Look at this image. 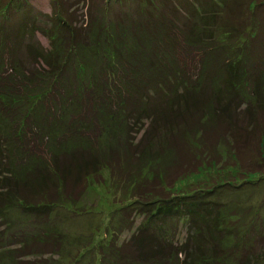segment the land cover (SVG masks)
I'll use <instances>...</instances> for the list:
<instances>
[{
  "label": "trees",
  "instance_id": "16d2710c",
  "mask_svg": "<svg viewBox=\"0 0 264 264\" xmlns=\"http://www.w3.org/2000/svg\"><path fill=\"white\" fill-rule=\"evenodd\" d=\"M28 1L0 0V222L19 208L51 225L58 208H77L103 170L138 162L133 200L152 209L146 224L90 263L85 256L96 248L83 244L68 264H263V207L221 209L209 197L215 188L168 196L219 165L221 147L231 168L264 181V0H73L89 5L79 27L72 0H53L60 28L43 31L50 51L25 48L47 72L27 70L24 44L9 47L27 37ZM18 16L27 23L16 27ZM132 127L145 132L141 142ZM247 152L257 158L248 167ZM19 235L0 242V264L65 262L58 228Z\"/></svg>",
  "mask_w": 264,
  "mask_h": 264
},
{
  "label": "rangeland",
  "instance_id": "374dc122",
  "mask_svg": "<svg viewBox=\"0 0 264 264\" xmlns=\"http://www.w3.org/2000/svg\"><path fill=\"white\" fill-rule=\"evenodd\" d=\"M77 2L78 1L74 3L73 0L70 2L71 6H73L70 12L74 11L75 20L80 22L77 24L79 27L81 23L82 25H84L83 23H87L86 11L89 5H78L79 2ZM27 6L28 8L26 11H30L31 13L28 22L29 30L27 31V37L23 41H16L18 40L17 38H12L13 41L10 42L9 47L11 46L12 49L20 43L24 44L21 57L24 60L27 59V70L38 71L42 69L44 72H47L49 71V66L45 64L43 59L36 56L34 51L32 53H27L26 49L28 50L30 46H34L41 48L43 52L50 51L52 42L45 36L43 31H52L54 29L53 22L55 26L58 27L57 29L60 28L58 24L59 20L53 13L55 5L53 0H29ZM11 21L16 27V24L27 23L25 19H22L20 16L13 17ZM185 64V68L189 73L196 70L193 66V56L190 57L188 55ZM121 81L122 80L118 78L116 84L118 86L121 85ZM135 130L137 129L135 127L133 129L132 127L128 133H132L130 136L137 138V142H141L145 132L143 131L140 134H136ZM125 134H123V138L128 142V138ZM126 146L128 147V143H126ZM220 150L219 156L221 158L218 160L221 163L219 165L202 169L198 174L191 175L178 182L176 186L171 189L172 192L168 197L170 198L172 197L171 195L187 192L189 188L192 187L196 190L203 189L205 191H211L215 188V192L210 194L209 197L214 203L221 206V209H224L223 207L225 206L232 205V207L252 208L254 213L257 214V211H260V207L264 209V181L254 176H251L249 179L245 178L244 173L247 172V170L239 165L235 168H231L230 165H232L233 161H229L231 159L228 157L227 150L224 147H221ZM124 153L125 152H122V154ZM254 155L255 154L250 155V153L247 152L245 155V160L247 161L244 163V166H250L252 162L257 159ZM219 156L213 155L212 158H218ZM122 160L125 159L122 158L120 162H122ZM125 164L127 163L122 162L121 165ZM138 164V162H133L131 163L132 166L129 165L127 169L123 168V170H117L115 174H112L111 169L103 170L101 179H94L92 186L86 194V198L77 208L70 211L58 208L56 212H54L55 216L52 218L54 221L50 223L51 225L41 226L40 224H36V219L30 214H28L27 219L23 218L26 214L24 210L18 208V212L15 211V214L10 213V217L6 219L7 221L4 220L0 222V242H4V244L7 245L19 241V239L22 238L19 233L31 235L32 232H38V228L41 229V231L44 227L58 228L66 235L65 244H67V251H65L64 257L66 260L63 264H68L74 258H77L78 248H81L83 244H89V246L92 245L93 248H96L93 253H88L85 256L86 260L84 263H90L94 261V259L97 260V257L99 259V255L105 252V247L109 245L110 241H115L116 245L120 246L131 239L136 234L138 228L146 224L147 219L145 215L152 210L144 209V207L138 203V200H133V197H136L135 192L138 186L142 183L141 169L137 166ZM119 165L118 163L116 167H121ZM98 181H100V183ZM251 181L254 183L251 184ZM153 209H155V207ZM39 219H41V217H39L38 220ZM9 222H14V228L7 227ZM185 224L186 222L184 220H182V224L178 223L176 241L182 242L187 237ZM71 246H74L73 250ZM102 247L104 248L102 249ZM69 254H71V256H69ZM53 259L56 260L57 256H54ZM29 260L30 259H24V261ZM47 260H49L50 264H53L52 258L47 257Z\"/></svg>",
  "mask_w": 264,
  "mask_h": 264
}]
</instances>
